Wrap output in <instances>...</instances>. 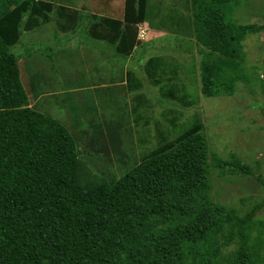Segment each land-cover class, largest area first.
Here are the masks:
<instances>
[{
	"label": "trees",
	"instance_id": "trees-1",
	"mask_svg": "<svg viewBox=\"0 0 264 264\" xmlns=\"http://www.w3.org/2000/svg\"><path fill=\"white\" fill-rule=\"evenodd\" d=\"M240 3L192 1L206 96L232 95L240 80L250 82L242 43L264 24L236 20ZM148 4L125 0L119 18L58 0H0V264H264V219H257L264 201L240 212L211 195L215 168L264 178L236 154L212 152L202 120L110 178L82 155L67 125L30 105L19 63L24 54L12 50L25 31L53 22L54 33L67 36L87 20L89 39L110 44L115 57H130L149 39L140 35ZM57 50L36 51L56 69ZM159 56L147 58L151 77L165 67ZM174 88L171 98L184 102L186 94Z\"/></svg>",
	"mask_w": 264,
	"mask_h": 264
},
{
	"label": "rangeland",
	"instance_id": "rangeland-1",
	"mask_svg": "<svg viewBox=\"0 0 264 264\" xmlns=\"http://www.w3.org/2000/svg\"><path fill=\"white\" fill-rule=\"evenodd\" d=\"M124 1L58 3L121 18ZM192 1L149 0V19L140 28V35L149 39L130 57H115L110 44L89 39L87 20L67 36L63 31L55 34L50 22L25 31L23 41L12 47L24 54L19 63L30 105L67 125L82 155L99 173L121 177L160 143L176 140L200 119L212 152L224 158L236 154L264 178V28L248 33L242 43L250 82L240 80L232 95L206 96L201 90L203 58L194 35ZM239 1L236 20L264 24V0ZM50 46L58 49L56 69L46 53L38 52ZM154 55L164 57L165 67L151 77L146 61ZM129 69L134 72L131 79ZM173 88L179 96L186 94L184 102L171 98L168 90ZM212 173L216 202L244 212L264 201V183L256 176L221 174L217 168ZM257 215L264 219V208Z\"/></svg>",
	"mask_w": 264,
	"mask_h": 264
},
{
	"label": "clouds",
	"instance_id": "clouds-1",
	"mask_svg": "<svg viewBox=\"0 0 264 264\" xmlns=\"http://www.w3.org/2000/svg\"><path fill=\"white\" fill-rule=\"evenodd\" d=\"M141 38L145 39L143 36H141Z\"/></svg>",
	"mask_w": 264,
	"mask_h": 264
},
{
	"label": "built area",
	"instance_id": "built-area-1",
	"mask_svg": "<svg viewBox=\"0 0 264 264\" xmlns=\"http://www.w3.org/2000/svg\"><path fill=\"white\" fill-rule=\"evenodd\" d=\"M142 29V28H141ZM142 31V30H141ZM142 36V35H141Z\"/></svg>",
	"mask_w": 264,
	"mask_h": 264
},
{
	"label": "crops",
	"instance_id": "crops-1",
	"mask_svg": "<svg viewBox=\"0 0 264 264\" xmlns=\"http://www.w3.org/2000/svg\"><path fill=\"white\" fill-rule=\"evenodd\" d=\"M132 56V55H131Z\"/></svg>",
	"mask_w": 264,
	"mask_h": 264
}]
</instances>
